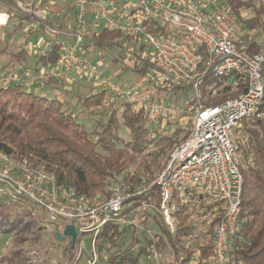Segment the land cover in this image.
Here are the masks:
<instances>
[{"label":"built area","instance_id":"1","mask_svg":"<svg viewBox=\"0 0 264 264\" xmlns=\"http://www.w3.org/2000/svg\"><path fill=\"white\" fill-rule=\"evenodd\" d=\"M71 8L73 28L62 33L69 39L39 40L36 45L38 55L47 53L53 43L59 46L56 68L41 74L59 81L71 78L72 73L80 75L111 99L142 108L152 124L173 111L161 92L169 87L185 88L188 95L179 112L187 121L188 135L169 151L151 180L131 184L115 176L107 193L93 200L77 196L70 188H59L43 167L29 166L14 152L0 148V185L5 186L0 192L28 199L42 208L46 220L53 224L72 221L76 233L90 236L93 251L88 264H94L95 237L107 222L119 220L116 215L127 199L156 186L158 211L172 232L174 192L197 188L207 203L219 202L224 213L214 226L212 254L204 259L197 251L186 264H232L231 237L237 229L243 186L235 131L243 117L264 105V33L260 48L252 52L255 31L242 25L218 0H71ZM12 10L35 22L30 23V30L45 20L41 0H15ZM157 24L164 32H152ZM91 28L144 41L151 52L146 73L130 84L118 83L90 62L83 47ZM46 29L56 33L53 27ZM206 77L220 81L208 86V98L223 90L238 93L206 105L201 96ZM17 80L16 75H2L0 86ZM157 255L153 253L151 258L159 264Z\"/></svg>","mask_w":264,"mask_h":264},{"label":"trees","instance_id":"2","mask_svg":"<svg viewBox=\"0 0 264 264\" xmlns=\"http://www.w3.org/2000/svg\"><path fill=\"white\" fill-rule=\"evenodd\" d=\"M218 1L256 35L264 33V0ZM242 9L250 13L243 14ZM56 20L57 17L54 22ZM152 32H164V27L157 24ZM89 33L95 40V46L100 48L124 44L131 39L105 28L89 29ZM259 40L251 39L252 52L260 48ZM138 46L141 50L143 44L139 43ZM6 47L5 44L0 51H6ZM58 49V44L53 43L47 53L37 57V61L44 67L55 66ZM26 51L22 46L16 52L12 50L11 60L27 67L21 63L27 56ZM128 58L120 60V67L114 75H110L118 79L129 70L134 73V79L146 73L149 63L142 56L140 64L135 60L129 62ZM12 70L6 71L4 76ZM221 80H226V77ZM58 81L47 75L43 82L47 85ZM217 84H220L217 78L206 77L203 80L201 96L206 105L219 103L238 93L228 94L223 90L221 95L208 98V86ZM59 85L60 93L52 96L26 90L17 83L0 86V148L14 152L29 166L43 167L54 177L59 188H70L77 196L93 200L98 194H106L115 176L131 184L151 180L162 166L167 149L179 144L188 135V131L183 132V129L168 130L165 127L168 126L165 124L167 120L150 128L152 123L142 108H133L132 105L111 99L103 90L93 91L89 88V91L75 92V104L70 105L73 98L71 90L63 84ZM168 89L177 90L180 87ZM64 93L68 96L59 98ZM98 110H101L100 117L91 124L86 123L85 115L80 117L81 113L97 114ZM180 133L183 135L177 139ZM235 141L243 186L237 229L231 237L230 258L232 264H264V105L241 119L235 131ZM174 201L176 209L171 232L157 208L159 198L156 186L144 194L127 199L116 215L119 220L107 222L95 237L97 259L94 264H98L99 256L102 264H141L140 257L144 258L146 264H156L151 258L153 253L166 257L165 262L160 261L161 264H186L197 251L202 258L208 259L213 252L214 226L224 213L223 207L219 202L207 203L197 188L175 191ZM144 203H151L152 207H146ZM6 206L23 212L16 213L10 220L9 212L12 210L7 211L8 217L0 220L3 224L1 232L10 237L20 228L25 231L21 241L36 248L32 251L43 254L44 248L39 238L43 237L44 231L35 227V220L44 219L46 225L52 226L54 242H58L55 232H60L61 225L45 221L46 214L42 208L24 197L12 198L0 192V209ZM78 241L79 236L75 247L70 249L68 246L66 249L70 255L74 253ZM22 250L15 249L13 256L20 261L29 260L20 256ZM91 260L92 254L86 255V264Z\"/></svg>","mask_w":264,"mask_h":264},{"label":"rangeland","instance_id":"3","mask_svg":"<svg viewBox=\"0 0 264 264\" xmlns=\"http://www.w3.org/2000/svg\"><path fill=\"white\" fill-rule=\"evenodd\" d=\"M1 1H5L9 4L8 8L10 9V11H8L7 13L9 17V21L12 23V26L16 25V30L14 32L15 38H12L11 40L12 43L21 41V44L19 45H22L25 49H28L29 46H31L32 53L34 54V51H36V45L39 40H49L52 42L54 38L56 40H64V39L68 40L69 39V37L64 36L62 33L65 31H70L72 29L71 0H41V8L46 10L45 20L43 21V23L35 24L37 26L33 27L32 30H30L29 28L31 26L30 23L34 24L35 22L31 21L28 16L23 14L21 11L12 10V13H11V9L14 7L15 0H0V6H1ZM0 11H2V8H0ZM241 11L243 14H245V12L247 14L250 13L249 10L246 11L245 9H242ZM55 17H57V20L54 22ZM46 27H53L56 33H52V32L47 33ZM1 30H2V33L4 34L5 30L4 31L3 29ZM127 38H131V37H127ZM256 38L261 39V36L256 35ZM7 39H9V37ZM94 42L95 40H93L92 37H90V33H88L87 38L84 41V43L87 46L85 45V47H83L85 50L88 49V51H84L83 54L85 55L86 58L90 60V62L95 63L98 66H100L105 71L106 74L114 75L115 71L118 69V67H120V60H122L123 58H127V56L129 57L128 58L129 62L131 61L133 62L135 60L136 62L138 61L139 63V61H141L140 58L142 56L143 59H145V61L149 63V65L151 64V57H150L151 52H150L149 47L146 45L144 41L143 43L145 45L143 44V47L141 50H139L138 48L139 47L138 45L140 42L137 41V39H133V38H131L127 43H124V44L122 43L120 45L112 44V45H109L103 48L95 46ZM11 58H12V55H10L9 53L6 55L5 58H3L4 63L6 62H8V64L11 63L7 66H11V65L13 66L17 63V61L11 60ZM32 58L33 56H26L21 61V63L29 64L30 62H33ZM55 68L56 66L52 67V69H55ZM3 72L4 71H1L0 73L4 74ZM30 76H33V74ZM34 76L36 79L41 80V83L44 84L43 81L46 75L43 76L40 72V74L34 75ZM133 76H134V73L128 70L124 72L122 77L118 78L120 81L118 79H115L114 77L113 78L118 83L120 82V83L130 84L132 82ZM60 82L63 83V86L71 90L70 95L73 98L69 102L70 105L75 104L74 102L76 99L74 97L75 92L82 93L85 91H89V88H91L93 91L100 90L98 86H94L93 82L92 83L85 82L80 75H72L71 78H67L66 80H63ZM21 87L26 90L29 89L24 85H21ZM33 91H35L36 93L45 94L44 92H39V90L37 89H33ZM186 92H187V89L185 88H180L177 90L165 89L161 92V96L165 98L166 104L173 110L171 111V114L166 115V118H164V121L167 120V123L165 124H168V126H165V127H167L168 130L170 129L174 130V129L179 128V129H183V132L188 131L187 121L184 115L181 112H179V110L184 107V102L188 95ZM67 96L68 94L64 93L60 95L59 98H65ZM67 108L69 109L68 105H67ZM133 108L135 107L133 106ZM100 111L101 110H98L97 114L81 113L80 117H83L85 115L87 119L86 123L91 124L93 121L97 120L100 117L99 116ZM118 111L120 112V107L118 108ZM172 115H173V118H172ZM153 127H154V124H150V128H153ZM182 135L183 133H180L177 139H180ZM173 147L174 145L171 148L167 149V154ZM166 155H165V158H166ZM162 162H161V165H162ZM4 187H5L4 185H0V188H4ZM9 207L11 206H6L0 209V220L8 217V215H6L7 211L12 210L11 213L9 212L10 220L14 218V215L16 213L23 212L22 210L19 211L16 208L14 209L13 207L11 208ZM35 213H36V210H35ZM21 214H22L21 216H24L23 213ZM39 216L41 215L39 214ZM44 218L46 221L47 217L45 216ZM35 223H36L35 227L44 231L42 232L43 237L39 238V241L42 242L41 245L44 248L43 250L44 253L38 254L35 251H32L36 248H32L31 246H28V243L24 244V242L21 241V236L24 234L25 231L20 230V228L19 229L17 228V230L13 234L11 233L10 237H9V234L1 232V229H0V264H77V263L86 264L87 263L86 255L92 254V251H93L90 236H88L87 234H80L79 232H77L80 242L78 241L79 243H77V247L75 248L74 253L71 254L72 257H70L71 255L66 250L68 246H70L69 237H66L62 241H58L56 243L54 242L52 238V226L51 225H46L45 224L46 222H44V219L40 221L38 218H36ZM67 223L69 222H66L64 224H57V225H61V230H62L63 226ZM1 225H3L2 221H0V227ZM128 239H129V236H127V240ZM194 243L195 242H192V244ZM25 246L26 248H24ZM38 247H40V245H38ZM20 248L23 249L22 253H20V256L22 255L23 257L29 260L25 261V259H23L22 261H20V260H17L13 256L14 255L13 251H15V249H20ZM96 259H97V256H96ZM165 259L166 257L162 255L160 256L157 255V260L159 264H161L160 261L165 262ZM100 262L101 261H100V256H99L98 264H102ZM140 262L141 264H146L143 257H140Z\"/></svg>","mask_w":264,"mask_h":264},{"label":"crops","instance_id":"4","mask_svg":"<svg viewBox=\"0 0 264 264\" xmlns=\"http://www.w3.org/2000/svg\"><path fill=\"white\" fill-rule=\"evenodd\" d=\"M8 5L9 4L7 2L1 1L0 8H2V11H0V45H1L0 49H2L5 44L7 45V47L5 49L6 51H0V59H1L0 60V65H1L0 72L4 71L3 73H5L6 71L13 69L10 75H16L19 78V80H17L14 83L24 85L31 90L37 89L39 90V92H44L46 95L48 94L50 96L56 93H60V90L57 87L60 86L59 84H63L62 82L58 81L57 83L54 82V83H50L46 85V84H42L41 80H38L35 78L34 75H38L40 74V72L42 73V72L49 71L52 69V67L50 68L44 67L42 64H40V62L37 61V57L40 55H38V51H34V54H33L31 46H29V48L27 49L28 51L26 52H27V56H33L32 58L33 62H30L29 64H25L27 67L24 68L19 62H17L13 66L12 65L7 66L11 63L9 64L8 62L4 63L3 58H5L8 53L10 54L12 50L13 52H16V50L20 49L22 46V45H19L21 44V41L15 42V43L11 42L12 38H15L14 32L16 30V25L12 26V23L9 21V17L7 13L8 11H10V9L8 8L9 7ZM1 29H3V31L5 30L4 34L2 33ZM8 37L9 39H7ZM259 41L260 43H262L261 39ZM32 74L33 76H30ZM2 75L4 74H1L0 76ZM72 75H74V73H72L71 76Z\"/></svg>","mask_w":264,"mask_h":264},{"label":"water","instance_id":"5","mask_svg":"<svg viewBox=\"0 0 264 264\" xmlns=\"http://www.w3.org/2000/svg\"><path fill=\"white\" fill-rule=\"evenodd\" d=\"M57 240L62 241L66 237L70 238V249L74 248L75 242L77 240V233L73 224L67 223L63 226L61 232H55Z\"/></svg>","mask_w":264,"mask_h":264}]
</instances>
